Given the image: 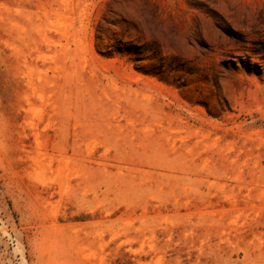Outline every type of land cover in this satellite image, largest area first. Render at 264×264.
Instances as JSON below:
<instances>
[{
  "label": "rangeland",
  "instance_id": "1",
  "mask_svg": "<svg viewBox=\"0 0 264 264\" xmlns=\"http://www.w3.org/2000/svg\"><path fill=\"white\" fill-rule=\"evenodd\" d=\"M0 264H264V0H0Z\"/></svg>",
  "mask_w": 264,
  "mask_h": 264
}]
</instances>
